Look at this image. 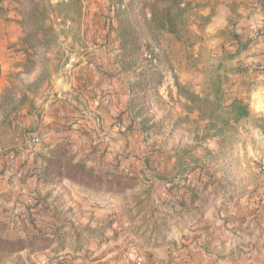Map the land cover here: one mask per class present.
Instances as JSON below:
<instances>
[{
	"label": "crops",
	"instance_id": "crops-1",
	"mask_svg": "<svg viewBox=\"0 0 264 264\" xmlns=\"http://www.w3.org/2000/svg\"><path fill=\"white\" fill-rule=\"evenodd\" d=\"M186 1L191 4L192 41L160 32L154 44L161 50L154 63L145 59L144 46L136 53L121 48L117 18L111 30L105 27L109 0L3 2L0 229L18 227L20 221L13 216L35 188L41 194L52 188L54 197L64 193L68 206H85L88 213L93 208L84 196L103 202L102 190L95 193L73 184L72 175L64 173L67 165L107 171L110 164L134 162L137 176L152 174V181H158L154 171L142 165H159L169 173L163 181L174 182L176 172L185 167L174 152L195 151L198 144L215 140L202 136L204 121L197 111H188L175 80L197 91L217 85L229 100L239 98L264 109V103L255 107L264 102V33L241 54L230 52L235 37L264 27V0ZM42 3L49 13L34 30L26 19ZM74 4L78 15L59 12L61 6ZM32 35L35 43L29 41ZM214 48L217 57L212 56ZM212 74L222 79L213 82ZM15 84L21 88L12 94L15 105L9 108L6 94ZM50 179L56 183L48 185ZM103 212L97 215H108ZM241 234L228 231L220 238H205L202 231L178 256L169 255L170 264H264V223ZM115 257L110 253L105 258L113 262Z\"/></svg>",
	"mask_w": 264,
	"mask_h": 264
},
{
	"label": "rangeland",
	"instance_id": "rangeland-1",
	"mask_svg": "<svg viewBox=\"0 0 264 264\" xmlns=\"http://www.w3.org/2000/svg\"><path fill=\"white\" fill-rule=\"evenodd\" d=\"M42 9L49 13L47 4H40L36 11ZM59 9L65 15L79 14L77 4ZM189 24L188 17L181 34L186 41L193 39ZM157 47L159 54L161 46ZM212 50V56L217 57L218 51ZM15 76L19 77L20 73ZM211 77L213 82L222 79L218 74ZM16 88L21 87L15 84L6 94L9 108L15 105L10 98ZM222 93L226 100L230 99ZM247 103L255 117L264 115V109L252 108ZM261 103L264 102L255 107H262ZM174 155L185 166L176 172L174 182L163 181L169 173L159 165H142L143 169L154 171L158 181L151 180L152 174L145 179L137 176L134 162L108 165L107 172L122 175L123 180L117 186L110 184L109 190L99 191L104 194L103 202L83 197L86 205L93 208L91 213L86 212L85 206L75 210L68 206L64 193L54 197L52 188L44 194L35 188L21 204L22 210L13 216V221H20L18 227L0 229V264H170L169 255L178 256L188 242L194 243L201 237L202 231L205 238L219 237L228 231L243 237L241 233L264 223V135L254 121L233 125L225 143L215 138L198 144L195 151L180 150ZM121 166L130 173L120 170ZM205 182L208 185L203 186ZM47 183L56 182L50 179ZM73 184L98 193L91 182ZM193 187L198 198H204L205 202L192 201ZM213 188L222 192L217 196L209 194ZM104 209L107 216L97 215ZM119 239L120 244H115ZM110 253L118 256L113 262L105 258Z\"/></svg>",
	"mask_w": 264,
	"mask_h": 264
},
{
	"label": "trees",
	"instance_id": "trees-1",
	"mask_svg": "<svg viewBox=\"0 0 264 264\" xmlns=\"http://www.w3.org/2000/svg\"><path fill=\"white\" fill-rule=\"evenodd\" d=\"M5 0H0V10ZM15 1V0H14ZM110 9L114 10L115 18L118 19V30L121 36V48L133 52H140L142 47L146 52H154L157 45L154 42L160 32L165 31L181 38L183 30L186 28L187 13L191 10V4L186 0H109ZM47 16L46 12L32 11L28 13V25L34 30L41 28V20ZM25 20V21H26ZM260 34L257 29L248 32L245 37H235L236 45L230 49L233 55L237 56L253 43L252 33ZM34 35L29 39L34 42ZM158 52L154 53V58ZM149 61V60H148ZM178 95L185 100L188 111H197L200 120L204 121V135L212 136L219 142L225 143L230 135V128L241 121H254L264 135V115L255 117L247 102L234 98L226 100L222 96L219 86L213 85L209 89L197 91L192 86L182 84L175 80ZM9 91V90H8ZM185 150H189L186 148ZM66 157V156H65ZM57 166L59 163L54 162ZM63 164V161L60 163ZM66 175H72L75 181L91 182L97 190H109L112 185L120 183L122 175L107 171L95 172L92 168H87L83 164L65 167ZM208 185L205 182L203 186ZM222 191L213 188L209 194L219 195ZM192 201L199 199L205 202L204 198H198V191L190 189Z\"/></svg>",
	"mask_w": 264,
	"mask_h": 264
},
{
	"label": "built area",
	"instance_id": "built-area-1",
	"mask_svg": "<svg viewBox=\"0 0 264 264\" xmlns=\"http://www.w3.org/2000/svg\"><path fill=\"white\" fill-rule=\"evenodd\" d=\"M113 24H114V10L111 9V11L109 12V18L107 19L106 26H107V28H110V27H112ZM258 30L260 31V34L264 33V27L261 28V29H258ZM260 34H258V35H260ZM258 35L255 32L252 33L253 38L257 37ZM153 51L154 52H147L145 54L146 59L149 60V61H152V62L155 61L154 53L158 52V47L155 48V50H153ZM34 141L35 142H39V138H34ZM119 169L124 171V172L130 173L129 169L126 168L125 166H121ZM262 169H264V167H262Z\"/></svg>",
	"mask_w": 264,
	"mask_h": 264
}]
</instances>
